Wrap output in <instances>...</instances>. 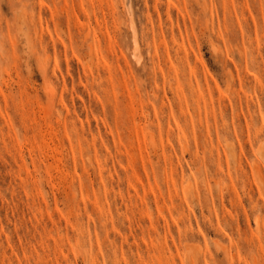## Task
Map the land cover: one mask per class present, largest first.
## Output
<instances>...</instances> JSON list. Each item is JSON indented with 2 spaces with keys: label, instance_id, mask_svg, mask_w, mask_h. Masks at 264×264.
<instances>
[{
  "label": "rangeland",
  "instance_id": "374dc122",
  "mask_svg": "<svg viewBox=\"0 0 264 264\" xmlns=\"http://www.w3.org/2000/svg\"><path fill=\"white\" fill-rule=\"evenodd\" d=\"M260 146L264 0H0V264H264Z\"/></svg>",
  "mask_w": 264,
  "mask_h": 264
},
{
  "label": "bare ground",
  "instance_id": "6f19581e",
  "mask_svg": "<svg viewBox=\"0 0 264 264\" xmlns=\"http://www.w3.org/2000/svg\"><path fill=\"white\" fill-rule=\"evenodd\" d=\"M127 7H128V9H126V10H128V12L130 13V7L129 6H127ZM129 16H131V14ZM128 24H129V30H130V32L132 34L131 37H132V39H134V40H132V43H134V45H133L134 48L132 49V59L135 61V63L139 64L140 61H141V56H140V53H139V48L137 46L138 45L137 44L138 42L136 40L137 37L135 38L136 31H135V28L133 27L132 22H129ZM136 36H137V34H136ZM258 148H259V151H256L257 154L258 153H260V154L264 153V150H263V148H261V146L258 147ZM256 229H258V228L256 227Z\"/></svg>",
  "mask_w": 264,
  "mask_h": 264
}]
</instances>
